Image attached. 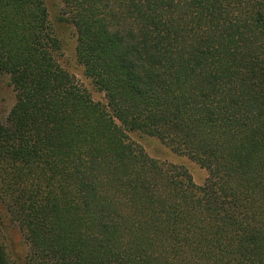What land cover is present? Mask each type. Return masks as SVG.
<instances>
[{"label":"trees","instance_id":"trees-1","mask_svg":"<svg viewBox=\"0 0 264 264\" xmlns=\"http://www.w3.org/2000/svg\"><path fill=\"white\" fill-rule=\"evenodd\" d=\"M0 0V198L27 245L0 264H264V0ZM131 132L197 162L152 158Z\"/></svg>","mask_w":264,"mask_h":264},{"label":"rangeland","instance_id":"rangeland-1","mask_svg":"<svg viewBox=\"0 0 264 264\" xmlns=\"http://www.w3.org/2000/svg\"><path fill=\"white\" fill-rule=\"evenodd\" d=\"M45 2L49 10L50 21L54 26V34L61 42L62 47L58 54L61 65L91 93L95 101L105 102L104 94L99 92L92 80L86 77L83 66L77 61L76 31L73 26L63 19L62 0H45ZM15 103L16 92L10 83V77L0 73L1 119L5 120L7 118ZM129 138L133 143L142 146L152 158L188 170L197 185H203L205 183L208 173L204 168L189 157L176 153L157 138L147 136L140 132H131ZM0 239L11 254L13 260L25 258L28 248L24 236L17 224L8 215L1 198Z\"/></svg>","mask_w":264,"mask_h":264}]
</instances>
